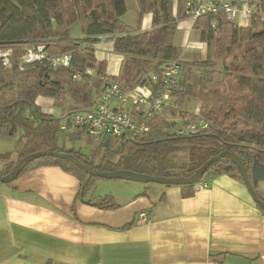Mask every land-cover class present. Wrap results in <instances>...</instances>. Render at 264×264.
Here are the masks:
<instances>
[{
  "label": "trees",
  "instance_id": "1",
  "mask_svg": "<svg viewBox=\"0 0 264 264\" xmlns=\"http://www.w3.org/2000/svg\"><path fill=\"white\" fill-rule=\"evenodd\" d=\"M137 4L140 18L153 15L150 30L124 21L126 0H0V52L11 50L10 66H4L0 57V134L13 137L22 131L15 156L0 154L1 176L9 175L24 157L42 151L71 153L102 173L128 171L162 178L191 179L207 161L225 152L237 155L249 174L254 159L264 164V3L245 28L224 16L198 18L193 29L206 44V56L193 63L181 60L177 44L178 24L187 19L183 2L177 16L171 0H137ZM75 23L81 25L79 38L71 35ZM101 36H108L112 51L123 57L119 75L113 78L127 88L149 85L157 92L165 87L164 63L178 61L181 69L172 105L151 120L148 132L109 147L97 141L98 148L87 158L59 146L61 120L44 113L37 101L51 98L56 107H68L63 119L93 104L101 93L102 78L110 77L108 62L97 58ZM38 46L44 47L41 60L24 62L27 51ZM64 54L71 57L70 66L56 68L53 59ZM188 100L200 103L197 112L186 109ZM81 134L74 130L71 136ZM43 166L75 175L81 183L80 200L101 179L66 159L41 157L24 167L16 180ZM220 175L244 183L228 158L212 164L203 181ZM115 179L120 178L108 180ZM194 186H180L184 198L195 195ZM254 188L264 203V189ZM94 206L119 207L110 195Z\"/></svg>",
  "mask_w": 264,
  "mask_h": 264
},
{
  "label": "crops",
  "instance_id": "2",
  "mask_svg": "<svg viewBox=\"0 0 264 264\" xmlns=\"http://www.w3.org/2000/svg\"><path fill=\"white\" fill-rule=\"evenodd\" d=\"M129 2L138 15L129 25L150 30L153 15L140 18L137 0ZM187 33L189 48L206 50L189 20L178 24L181 48ZM103 51L112 53L107 73L118 76L121 55ZM208 183L190 198L180 186L124 183L127 189L113 194L119 207L102 210L94 204L108 195L92 190L78 199L75 175L60 167L29 170L0 184V264H264V213L246 185L227 175ZM141 212L150 214L148 223Z\"/></svg>",
  "mask_w": 264,
  "mask_h": 264
},
{
  "label": "built area",
  "instance_id": "3",
  "mask_svg": "<svg viewBox=\"0 0 264 264\" xmlns=\"http://www.w3.org/2000/svg\"><path fill=\"white\" fill-rule=\"evenodd\" d=\"M174 15L177 16L181 2L185 5L187 19L193 23L202 16H224L230 23L239 28L248 27L252 18L259 11L264 0H171ZM96 46L97 58L108 62L112 53L101 49L108 36L99 37ZM184 46H190L188 33ZM44 47L31 48L23 57L26 63L41 60ZM4 66H10L11 50L0 52ZM122 57V56H121ZM123 59V57H122ZM71 57L68 54L59 55L53 59L56 68L70 66ZM181 65L178 61L164 63L161 72L165 87L155 92L149 85L127 88L112 76L102 78L101 93L95 97L90 107L75 110L66 115L61 124L62 131L79 130L98 142H104L111 137L110 144L120 145L149 131L151 120L162 110L172 105V92L180 75ZM91 75L93 72L88 70ZM153 80L157 78L153 76ZM194 129V128H191ZM187 131V130H186ZM183 129L180 133H184ZM209 183L201 181L194 186L195 192L209 189ZM140 221L148 223L150 214L141 212Z\"/></svg>",
  "mask_w": 264,
  "mask_h": 264
},
{
  "label": "rangeland",
  "instance_id": "4",
  "mask_svg": "<svg viewBox=\"0 0 264 264\" xmlns=\"http://www.w3.org/2000/svg\"><path fill=\"white\" fill-rule=\"evenodd\" d=\"M138 19V15L135 12V9L132 7V5L129 2V7H128V13L124 16V21L127 22L128 24L135 26L136 21ZM71 35L72 37L79 38L82 35V29L80 23H75L71 27ZM191 43L193 41H197V34L194 32V35L190 38ZM112 43L111 42H106L103 45H101L102 50L106 51H112ZM206 56V50L201 52L197 49H192V48H182L181 50V60H183L186 63H193L194 61H202ZM42 106L43 112H46L48 114L53 115L57 119H60L61 123H64V120L62 118V115L67 114L68 112V107L66 108H60L56 107L54 105V102L51 98H41L40 103ZM200 103L196 100H188L186 102V109L191 111V112H197L199 109ZM22 131H19L16 136L9 137L5 135L0 134V154H5V153H13L15 156V150L16 147L20 141ZM73 131L68 130L64 131L60 135V140H59V146L66 150V151H75L77 153H80L81 155L91 158L95 152V150L98 148L99 143L92 138L91 136L83 133L81 134V137L79 138H72ZM124 183H136L133 185H137V183H144V182H135V181H125V180H103V179H97L95 182V185L93 187V191L95 192L96 196L98 195H110L113 196L115 193H121L127 188L124 186ZM264 182H259V181H254L255 186H263L262 184Z\"/></svg>",
  "mask_w": 264,
  "mask_h": 264
},
{
  "label": "water",
  "instance_id": "5",
  "mask_svg": "<svg viewBox=\"0 0 264 264\" xmlns=\"http://www.w3.org/2000/svg\"><path fill=\"white\" fill-rule=\"evenodd\" d=\"M111 142V137L107 136L106 140L104 141V146L109 147ZM41 157H56L59 159H66L67 161L71 162L75 166H77L79 169L83 170L85 173L101 178V179H114V178H120L121 180L125 181H135V182H144L146 184H159V185H171V186H184L189 184H197L201 181H203V178L205 177L209 167L214 164L217 160L221 158H228L234 162V164L238 167L244 183L248 190L250 191L254 201L257 205H259L262 210L264 211V203L263 201L258 197L255 188H254V181L264 182V164L260 163L257 159H254V162L251 166L250 174L247 171V169L244 166V163L242 160L235 154L230 152L222 153L220 156L215 157L207 161L196 173V175L191 179H181V178H162V177H152L148 175H141L136 174L133 172L128 171H116V172H109V173H102L94 169L93 167L87 166L80 162L78 158H76L71 153L66 152H53V151H42L35 154L28 155L21 159L13 171L7 175V176H1L0 175V183L3 185H9L13 183L21 170L32 163L33 161L37 160Z\"/></svg>",
  "mask_w": 264,
  "mask_h": 264
}]
</instances>
